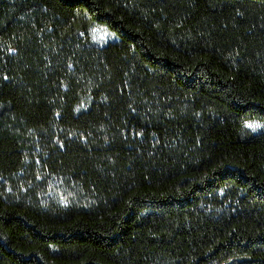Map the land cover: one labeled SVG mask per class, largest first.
I'll return each mask as SVG.
<instances>
[{
	"label": "trees",
	"instance_id": "16d2710c",
	"mask_svg": "<svg viewBox=\"0 0 264 264\" xmlns=\"http://www.w3.org/2000/svg\"><path fill=\"white\" fill-rule=\"evenodd\" d=\"M247 120L264 0H0V264H264ZM47 175L83 204L21 191Z\"/></svg>",
	"mask_w": 264,
	"mask_h": 264
},
{
	"label": "rangeland",
	"instance_id": "374dc122",
	"mask_svg": "<svg viewBox=\"0 0 264 264\" xmlns=\"http://www.w3.org/2000/svg\"><path fill=\"white\" fill-rule=\"evenodd\" d=\"M90 33L93 44L98 47L116 41L114 34L104 26H95ZM105 33H107V36H105ZM262 131L264 130L258 131L257 133ZM245 132L253 134L248 129H245ZM21 191L26 192V194L35 193L33 196H35L43 206L51 208L80 206L83 204L85 198L77 184L59 175L38 177L37 183H35L31 189L23 188Z\"/></svg>",
	"mask_w": 264,
	"mask_h": 264
},
{
	"label": "clouds",
	"instance_id": "9594fccd",
	"mask_svg": "<svg viewBox=\"0 0 264 264\" xmlns=\"http://www.w3.org/2000/svg\"><path fill=\"white\" fill-rule=\"evenodd\" d=\"M255 125L256 127H249L248 125ZM243 127L245 129H248L251 131V133L255 134L258 131L264 130V120H250L243 124ZM243 138V134H242Z\"/></svg>",
	"mask_w": 264,
	"mask_h": 264
},
{
	"label": "snow or ice",
	"instance_id": "6c2138e0",
	"mask_svg": "<svg viewBox=\"0 0 264 264\" xmlns=\"http://www.w3.org/2000/svg\"><path fill=\"white\" fill-rule=\"evenodd\" d=\"M105 36H107V33H105ZM249 127H256L255 125H248Z\"/></svg>",
	"mask_w": 264,
	"mask_h": 264
}]
</instances>
